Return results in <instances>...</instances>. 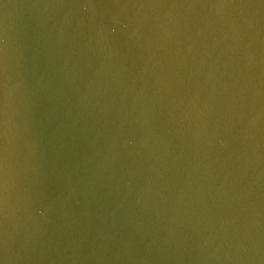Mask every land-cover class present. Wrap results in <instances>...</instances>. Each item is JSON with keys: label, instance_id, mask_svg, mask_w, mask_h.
Wrapping results in <instances>:
<instances>
[{"label": "water", "instance_id": "1", "mask_svg": "<svg viewBox=\"0 0 264 264\" xmlns=\"http://www.w3.org/2000/svg\"><path fill=\"white\" fill-rule=\"evenodd\" d=\"M0 264H264V0H0Z\"/></svg>", "mask_w": 264, "mask_h": 264}]
</instances>
